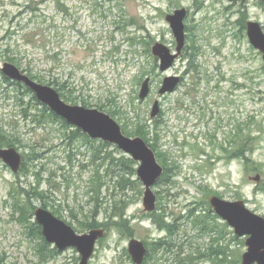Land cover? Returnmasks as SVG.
Segmentation results:
<instances>
[{
	"label": "rangeland",
	"instance_id": "obj_1",
	"mask_svg": "<svg viewBox=\"0 0 264 264\" xmlns=\"http://www.w3.org/2000/svg\"><path fill=\"white\" fill-rule=\"evenodd\" d=\"M30 1L39 9L36 17L27 13ZM57 1L68 7V15L57 12ZM98 4V0H0V133L15 144L24 161L18 174L0 161V264L81 263L75 249L50 257L52 245L44 248L40 233L32 226L40 207L78 233L89 232L90 223L106 229L89 264H134L128 252L132 239L148 245L151 260L146 258L144 264H177L187 257L195 259L193 264H212V260L224 259L212 250L218 246L226 250L228 245L229 258L240 257L242 263L245 238H238L227 223L223 228L224 222L209 211V197L243 200L264 217V135L257 141L250 164L228 158L234 151L239 121L264 125V75L260 71L264 62L240 28L244 15L264 26V6L253 0L248 10L229 0H125L106 2L103 9L110 12H105L108 18L104 19ZM182 9L187 11L186 46L174 66L162 73L152 48L159 42L176 52L177 40L166 16ZM20 13H24L25 24L30 21L25 38L26 32L16 25ZM125 16L130 23L134 19L128 34L119 30ZM30 29L36 36L33 45ZM6 63L29 76L31 72L45 82L40 84L55 90L58 87L49 83L65 84L66 93L77 99L66 101L70 105L115 112L123 131L140 115L154 131L145 136L146 143L169 172L165 181L153 187L157 205L152 215H162L163 224L171 225L172 231L160 228L145 212V188L136 175H126L129 186L124 194H113L118 174L109 169V162L102 165L106 153L98 156V144H93L92 152L80 137L71 142L73 128L66 130L60 123L41 120V107L35 108L30 101L33 95L5 82L1 69ZM191 64L192 71H198L185 76ZM169 76L181 77L182 82L174 93L159 96ZM147 77L152 79L151 93L141 101L139 94ZM156 100L164 122L157 123L155 132L151 110ZM33 153L43 159L33 161ZM122 155L119 151L117 157ZM257 176L258 183L251 179ZM121 199L129 205L125 219L130 225L124 228L125 235L115 226L118 220L111 218L112 207ZM167 200L171 215L164 210ZM18 204L28 210L26 225L21 223ZM203 217L212 221L206 231L197 224ZM164 243L171 245V253H165ZM183 264L190 263L185 260Z\"/></svg>",
	"mask_w": 264,
	"mask_h": 264
},
{
	"label": "water",
	"instance_id": "obj_2",
	"mask_svg": "<svg viewBox=\"0 0 264 264\" xmlns=\"http://www.w3.org/2000/svg\"><path fill=\"white\" fill-rule=\"evenodd\" d=\"M245 1V0H230ZM187 16L185 9L177 10L173 15H167L166 21L170 24L177 40L176 53L162 43H155L153 56L160 62L162 73L171 69L182 55L186 45L184 20ZM248 38L252 46L263 54L264 60V32L257 22H249ZM4 76L14 82L26 85L37 100L47 106L57 116L63 118L70 125L81 130L93 140H101L116 146L125 155L139 164L138 178L144 185L145 212L156 211L157 197L153 187L164 173V168L158 162L154 150L141 137L131 138L123 133L120 124L110 115L97 109H88L83 106H74L66 103L60 93L50 86L42 85L24 74L17 66L6 63L1 69ZM181 83V77L169 76L163 81L159 96L172 94ZM151 93V78L148 77L142 84L139 99L145 101ZM160 113V101L156 100L151 110V119H156ZM0 160L3 161L15 174L19 173L23 158L15 148H0ZM257 183L260 177L252 178ZM210 204L216 214L231 227L237 237L245 238L246 252L242 255L241 264H264V217L251 211L245 201H228L217 196L210 198ZM37 223L42 226V233L46 241L55 244L63 252L74 248L82 256L80 264H89L97 242L105 236L104 229H94L86 234L77 232L50 211L38 208L35 212ZM134 264H143L147 255V248L143 241L132 239L128 248Z\"/></svg>",
	"mask_w": 264,
	"mask_h": 264
},
{
	"label": "trees",
	"instance_id": "obj_3",
	"mask_svg": "<svg viewBox=\"0 0 264 264\" xmlns=\"http://www.w3.org/2000/svg\"><path fill=\"white\" fill-rule=\"evenodd\" d=\"M123 1H125V0H98V3L103 4L102 6H100V4H98V6L100 7L99 11L102 9V14H101L102 16L101 17L104 19L108 18V16L105 14V12H110V10L105 11L103 9L105 7L106 2H108V4H113L114 2H117V4H120ZM36 5L37 4H35L33 1H30V5H28L26 7L27 13L32 15V17H36L38 12H39V9L36 7ZM55 5H56V10L58 13H63L66 15L69 14L68 7L64 3H62L61 1H57ZM23 15H24V13L18 14L16 19H18V18H20V19L16 23V25H17L18 29L20 30V32H22V33L26 32L24 35V38H25L28 35V32L26 29L28 26V22H30V21L27 20V23L25 24L24 23L25 19H23ZM133 20L134 19L132 18L131 23H130L129 16H125V18L122 19V24L119 27V30H122V31L124 30L125 33H127L128 28L131 27V25H134ZM116 24L120 25V23H116ZM34 37H36V36L33 35L32 29H30V45L34 44V42H33ZM127 39L130 42H132V40H133V38L130 37L129 35H128ZM150 44L153 45V42H150ZM149 50H150V45L147 47L148 52H149ZM147 51H146V53H148ZM154 60H155V62L157 61L156 58H154ZM13 61L16 62L15 59H13ZM189 66H190L191 71L189 70L185 76L189 75L190 73H195V72L197 73V71H198V70H195V72L192 71V70H194V66H192V64ZM260 71H261V74L264 75V65ZM152 73L154 74V71L151 72L150 75H152ZM200 74H202V76H203V73H200ZM205 76L209 77V74L205 73ZM30 77L34 81H37L39 83H45V82H43V80L39 79L38 77L33 76L31 74V72H30ZM185 78H184V80H185ZM202 78L203 77H200V79H198V84H200ZM220 79L222 81L225 78H224V76H221ZM5 82L8 83L9 81L7 79H5ZM11 84H14V83H11ZM49 84L55 85L56 87H58L57 90L60 93L61 97L65 101L76 102V100H77L76 98H74L73 96L68 95L66 93L67 89H66L65 84L58 86L56 81H54L53 83H49ZM17 87H19V85H17ZM26 91L30 95H33L31 90L29 91L28 89H26ZM30 101L33 103V106L35 108L41 107V120L47 119L48 123H53V124H56V122L60 123V125L62 127H64L66 130H68L69 128L72 129L71 126L66 123V121L59 118L53 112L49 111V109L46 106H44L40 102H38V100L35 98L34 95L31 97ZM83 105H84V107H89L88 105H85V104H83ZM97 108L100 110H103V111H107L102 107H97ZM107 112L115 120L117 117H119L118 114H116L113 111H107ZM136 119H137V122H135V123L130 122L129 121L130 119H128L129 122L126 125L124 133L128 137H141L142 139H144L146 141L145 136L147 134H150V135L154 134V131L152 133L149 125L146 124V122L144 120L140 119V115H137ZM157 120L158 119H152V121L154 122L155 132H156L157 127H158ZM254 122H256L255 126H254ZM65 129H63V130H65ZM145 129H148V133L145 131ZM235 132H236V134H239L241 140L238 144L236 142V136L233 138L232 144H233V150L234 151H233V153H228V158H234L235 160L243 161L244 164H250L252 162V156L255 154V151L257 148V143H258L257 141L260 137H263V135H264L263 122H257V121L251 120L250 122L246 121V122H244V124H242L239 121V124L236 125ZM71 133L73 134V136H70V138H69L71 140V142L75 141V137H80V138L85 140V142H86L85 146H89L91 148L92 152L94 150L93 144L94 143L98 144V148L95 149L98 156L104 155V153H106L107 156H105V159H104V162L102 163V165H106L109 162L110 163L109 169H111L113 171V173L118 174V180L115 181V183L112 187L113 194H115V193H119L121 195L124 194L128 190V186H129V183H128L129 180L126 177V175H128L130 178L135 176V175L137 176V168L135 169V165L137 163H135L130 157H126L125 155L117 157V154L119 152L118 148L109 144V143L103 142L101 140L93 141L87 135L83 134L80 130L75 129V128L73 131H71ZM67 137H69V135H67ZM152 141L153 142L155 141L154 136L152 137ZM0 147L1 148H11V147L15 148V144L12 143L9 139H6L5 136H2V134L0 133ZM229 154H230V156H229ZM30 159H32L33 161H40V159L41 160L43 159V155L38 154V153H33L32 155H30ZM23 167H24V164H23ZM168 174H169V172L165 168V173H164L162 180H161L162 182L166 180ZM30 198H33V197H30ZM116 198L117 197L114 196V201L118 200ZM128 206L129 205L126 203V201H123L121 199L120 201H117V204H115L112 207L113 213L111 215V218L112 219L116 218L118 220L115 226H116L119 234H123V235L126 234V231L124 228L125 227L128 228L130 225V224H128V221H126V219H125ZM16 207L19 209V213L22 214L21 223L23 225H26V223L28 221V210H27V208L21 207L19 204ZM32 210H35L34 207L32 208ZM30 215H33V214L30 213L29 216ZM151 217H152L153 221L160 228L164 227L168 230V227L166 225L164 226L163 223L160 222L158 217H156L155 215H152ZM197 224L200 225V227L202 229L209 228V220L206 219L205 217H203L201 220L197 221ZM32 226L35 228V230L38 233H40L41 240L43 241V244H44L43 247L48 249L49 247H48L47 243L45 242V240L42 237V234L40 232V231H42L41 227L37 223H34ZM96 227H97L96 223H90L89 224L90 229L96 228ZM226 228H227V225H225V230H226ZM29 234H30V232H29ZM240 245H244V243H240ZM49 251L52 252V255H50V257H52L55 252H56V254H59L57 252V250L54 248H53V250H49ZM213 251L215 252V253L213 252V254L219 253V254L223 255L224 259H223V261L212 260V264H241L240 257L229 258V255H227L229 252H231L229 245L226 246V250H225V247L222 248L221 246H218V248L214 249ZM40 253L42 254V257H43L44 256V249H43V252H42V250H40ZM222 253H224V254H222ZM219 254H217V256H219ZM149 258L151 260V253L150 252H148V255H147V259H149ZM178 263H180V262H178Z\"/></svg>",
	"mask_w": 264,
	"mask_h": 264
},
{
	"label": "flooded vegetation",
	"instance_id": "obj_4",
	"mask_svg": "<svg viewBox=\"0 0 264 264\" xmlns=\"http://www.w3.org/2000/svg\"><path fill=\"white\" fill-rule=\"evenodd\" d=\"M253 1H256L257 3H260L261 5H262V7L264 6V0H253ZM229 2H231V3H235V4H238V5H240V6H242L243 7V9L244 10H248V8H246L247 7V5L251 2V0H245V1H230L229 0ZM264 8V7H263ZM245 18V19H244ZM243 19L244 20H241L240 21V28H241V33L242 34H244V31L246 32V37L248 38V33H247V31H248V24H249V22H257V21H254V20H251L250 18H249V16H245L244 15V17H243ZM257 23H259V22H257ZM260 25H261V27H262V30H263V32H264V26L261 24V23H259ZM248 40H249V38H248ZM250 42V41H249ZM251 44V43H250ZM252 47H254V46H252ZM255 48V47H254ZM256 49V48H255ZM256 51L257 52H260V51H258L257 49H256ZM261 53V52H260ZM262 54V53H261ZM262 59H263V54H262ZM263 62H264V60H263ZM27 74V73H26ZM9 82H11V83H14V84H12L13 86H16L17 87V85H19V87H17L18 88V91H20V90H23V92H25V94L26 95H30L29 93H27V91H26V89H28L26 86H24L23 84H20V83H18V82H12V81H9ZM29 90V89H28ZM30 91V90H29ZM21 92V91H20ZM22 94V93H21ZM30 111V103L28 104V109H27V111H26V113H28ZM28 116V115H27ZM163 117H164V112L162 111V106H161V104H160V113H159V115H158V117L156 118V119H158L157 120V123H159V124H163ZM240 140H241V138H240V136H239V134H237L236 135V142L239 144V142H240ZM225 150V149H224ZM1 161V160H0ZM164 173H165V170H164ZM162 178H160L159 179V181L157 182V184H161L162 183ZM156 184V185H157ZM156 195V194H155ZM212 196H217V197H219V198H222V197H220V196H218V195H214V194H212V195H210V197H209V206L211 207L210 208V210L209 211H211L212 210V212L214 213V215H215V218H216V212L214 211V209L212 208V206H211V204H210V198L212 197ZM157 197V196H156ZM162 199H160V201H161ZM168 204H169V201L167 200L166 201V203H165V205H163L164 206V210L166 211V213H168L169 215H171L170 213H169V209H168ZM156 205H157V203H156ZM49 211V210H48ZM51 212V211H50ZM52 214H54L53 212H51ZM153 213H150V215H152ZM54 216H56L55 214H54ZM57 218H59L58 216H56ZM156 217H158L159 218V220H160V222H164V217L162 216V215H157ZM217 217L220 219V220H222L218 215H217ZM177 218H180V217H177ZM60 219V218H59ZM217 219V218H216ZM62 220V219H61ZM62 221H64V220H62ZM197 221H199V220H197ZM223 222H224V225H223V228L225 229V225H226V222L224 221V220H222ZM65 222V221H64ZM66 223V222H65ZM66 224H68V223H66ZM212 224V221H210L209 220V227H210V225ZM69 226H71L70 224H68ZM164 225V224H163ZM165 226V225H164ZM167 227H168V231H172V227H171V225H166ZM73 229H74V227L73 226H71ZM199 227H200V225H199ZM42 228V227H41ZM162 228H164V227H162ZM94 229H104L105 231H106V229L105 228H101V227H96V228H92V229H90L89 230V232L91 231V230H94ZM164 229H166V228H164ZM200 229L202 230V231H206L207 229H202L201 227H200ZM75 231H76V229H74ZM167 230V229H166ZM173 231L175 232V231H177V228H174L173 229ZM77 232V231H76ZM211 232H213V231H211ZM88 233V232H87ZM77 234H81V233H78L77 232ZM83 234H86V233H83ZM236 235V234H235ZM43 238H44V240H45V242L47 243V244H49V245H52V247L54 248V249H56L57 250V252L58 253H60L61 251H59V249L55 246V244H50V243H48L47 241H46V239H45V237L43 236ZM239 238V237H238ZM145 243V242H144ZM97 244H98V242H97ZM161 243H157V245H160ZM145 245H146V248H147V255H148V252H149V250H148V245L145 243ZM97 246V245H96ZM163 248H164V250H165V253L167 254V253H171L172 252V250H173V248L171 247V245H168L167 243H164V245L162 246ZM69 249H74V248H69ZM214 249H216V248H214ZM213 249V250H214ZM76 250V249H75ZM212 250V254H213V251ZM66 251V250H65ZM77 251V250H76ZM64 252V251H63ZM78 252V254H79V256H80V261H81V259H82V256H81V254L79 253V251H77ZM95 252H96V249H95ZM129 252V251H128ZM215 253V252H214ZM95 254V253H94ZM147 255H146V258H147ZM94 256V255H93ZM146 260V259H145ZM188 261L190 264H193L194 263V261H195V259H192L191 257H187L186 259H179V260H177L178 262H180V264H183V262L184 261ZM177 262V264H179Z\"/></svg>",
	"mask_w": 264,
	"mask_h": 264
}]
</instances>
